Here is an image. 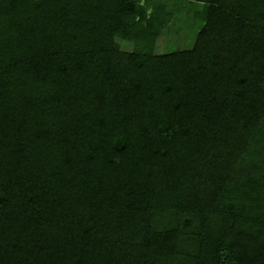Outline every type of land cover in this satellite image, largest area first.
<instances>
[{"label": "trees", "instance_id": "1", "mask_svg": "<svg viewBox=\"0 0 264 264\" xmlns=\"http://www.w3.org/2000/svg\"><path fill=\"white\" fill-rule=\"evenodd\" d=\"M0 264H264V0H0Z\"/></svg>", "mask_w": 264, "mask_h": 264}, {"label": "rangeland", "instance_id": "2", "mask_svg": "<svg viewBox=\"0 0 264 264\" xmlns=\"http://www.w3.org/2000/svg\"><path fill=\"white\" fill-rule=\"evenodd\" d=\"M187 4H183L180 11L176 10V5H172L173 8L171 6V9L175 8V13L163 34L157 39V52L164 53L193 46L201 22L191 17L190 7ZM120 45L126 50L133 48V43L129 40L120 39Z\"/></svg>", "mask_w": 264, "mask_h": 264}]
</instances>
